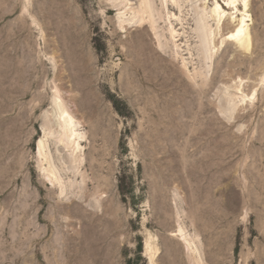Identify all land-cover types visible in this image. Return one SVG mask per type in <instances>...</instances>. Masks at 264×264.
<instances>
[{
    "label": "rangeland",
    "instance_id": "obj_1",
    "mask_svg": "<svg viewBox=\"0 0 264 264\" xmlns=\"http://www.w3.org/2000/svg\"><path fill=\"white\" fill-rule=\"evenodd\" d=\"M248 2L243 53L213 0H0V264H264V0Z\"/></svg>",
    "mask_w": 264,
    "mask_h": 264
},
{
    "label": "bare ground",
    "instance_id": "obj_2",
    "mask_svg": "<svg viewBox=\"0 0 264 264\" xmlns=\"http://www.w3.org/2000/svg\"><path fill=\"white\" fill-rule=\"evenodd\" d=\"M172 1L174 2V4H176V0H172ZM213 1H214L215 7L212 12L214 15L212 17V21L216 22L219 27H222L226 31V33L222 34L221 36V38H223L222 44L226 43V44L234 45L238 49H240V51L243 53H246L252 50L253 49V42H252L253 39L250 36L251 33L249 34L248 24H247L249 21H251L250 19L251 16L249 14L248 0H222L225 2L226 8L230 9V11L231 10L234 11V16L232 17L231 16L229 17L226 10L223 8V6H221V4L224 2L221 3V0H213ZM165 2H166L165 3L166 9H169L170 7H174V4L169 5L166 0ZM239 6L242 7L241 10L239 9ZM145 9L147 12H145L140 19V23L142 25L146 23L147 18H149L148 19L149 21H152L150 20L151 14L148 13L149 11L147 10V8ZM145 15L147 16L145 17ZM208 23H209V20L208 21L204 19L202 20V27L204 31V37H203L204 49H208L209 44H210L211 36H209V34L207 33ZM171 37L174 42L179 41V40L176 41L177 32L174 28L171 29ZM241 82L243 81H240V83ZM237 89L239 91L240 86L237 87ZM254 95H256V89L254 90L253 94H251V96H254ZM251 96L250 95L245 96V101L246 99H249V97L251 98ZM61 101L62 100H59V98H57L56 102L54 101V104L52 107L53 120L50 122L52 123V125L50 124V126H52L53 128V135H54V138L56 139V145H58L60 149H62L64 152H67L72 158H74V157H77L76 155L78 154V150L80 149V138H81L79 134L80 123L77 122L76 118L65 108V106H63ZM44 147L45 146H44V142L42 139L38 143V152H37L38 157L40 158L43 156L42 149H44ZM71 160L74 161V159H71ZM78 160L80 161L81 159H78ZM76 161L77 160H75L74 162ZM74 162H72L71 164H73ZM80 163L78 164L80 165ZM51 183L54 184L53 181H51ZM181 232L182 231H180V234L177 233L178 236L180 237V241H182L184 244L185 243L187 244Z\"/></svg>",
    "mask_w": 264,
    "mask_h": 264
}]
</instances>
